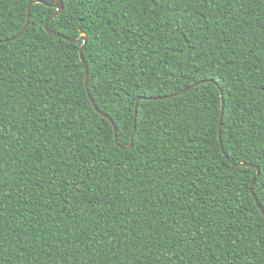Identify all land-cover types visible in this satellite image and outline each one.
<instances>
[{
    "label": "trees",
    "instance_id": "trees-1",
    "mask_svg": "<svg viewBox=\"0 0 264 264\" xmlns=\"http://www.w3.org/2000/svg\"><path fill=\"white\" fill-rule=\"evenodd\" d=\"M32 1L0 0V264H264V0H40L10 40Z\"/></svg>",
    "mask_w": 264,
    "mask_h": 264
},
{
    "label": "water",
    "instance_id": "water-1",
    "mask_svg": "<svg viewBox=\"0 0 264 264\" xmlns=\"http://www.w3.org/2000/svg\"><path fill=\"white\" fill-rule=\"evenodd\" d=\"M35 3H44L40 0H34L32 2H30L28 8H27V16H26V22H25V25L23 26L21 32L15 36V37H12L10 40H15L16 38H18L25 30L26 28L28 27L29 25V21H30V8L33 4ZM48 7L50 8H53L55 9V12L51 15L50 19H54L62 10H63V5L62 3H60L58 0H56L53 4H50V5H47ZM44 30L50 34V35H55V36H58V37H61L63 38L64 40L66 41H70V42H74V43H80L82 42V45L79 49V56H80V60L83 62L84 64V59H83V56H82V51L84 49V47L86 46L87 44V37L84 35V34H80L79 38H77L76 40H70L62 35H58V34H54L52 33L51 31H49L47 29V22L45 23L44 25ZM4 42H8V40L4 41ZM197 84H193L191 87H195ZM84 87L85 89L87 90L88 88V73H87V69L85 67V80H84ZM221 95H222V92H221ZM160 98H149V100H159ZM138 102H139V99L136 101V104H135V112L134 114L136 115V111H137V107H138ZM223 103H224V100L222 99L221 100V112H220V121H219V127H218V138L220 140V131H221V128H222V115H223ZM95 108V107H94ZM95 110L103 117L107 118L111 124H112V128H113V134H114V141L116 143H118V137H117V132H116V129H115V125L113 124V122L106 116L104 115L103 113L99 112V110L97 108H95ZM135 124H136V119H134V129H135ZM132 146V141L130 142V145L128 146V148H130ZM127 149V148H125ZM236 165H239V166H243V167H251V168H254L256 169V176L259 174V169L256 167V166H252V165H249V164H236ZM255 182V178L252 179V182H251V195L254 196V193H253V184ZM257 206H258V209L260 210L261 214L264 216V211L262 210V208L259 206L257 200H255Z\"/></svg>",
    "mask_w": 264,
    "mask_h": 264
}]
</instances>
